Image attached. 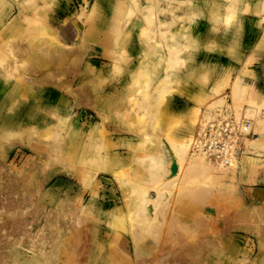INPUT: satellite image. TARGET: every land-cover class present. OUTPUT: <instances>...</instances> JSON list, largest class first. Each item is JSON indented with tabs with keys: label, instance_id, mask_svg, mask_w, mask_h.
<instances>
[{
	"label": "rangeland",
	"instance_id": "1",
	"mask_svg": "<svg viewBox=\"0 0 264 264\" xmlns=\"http://www.w3.org/2000/svg\"><path fill=\"white\" fill-rule=\"evenodd\" d=\"M263 21L264 0H0V162L31 180L16 168L28 153L33 175L65 179L59 209L40 202L34 178L32 201L98 232L87 241L98 264H264ZM44 71L51 79L37 80ZM225 111L249 122L234 165L193 151ZM167 245L182 251L165 256Z\"/></svg>",
	"mask_w": 264,
	"mask_h": 264
},
{
	"label": "bare ground",
	"instance_id": "2",
	"mask_svg": "<svg viewBox=\"0 0 264 264\" xmlns=\"http://www.w3.org/2000/svg\"><path fill=\"white\" fill-rule=\"evenodd\" d=\"M72 57H75V60L79 59L78 53L74 49L69 48L65 52V59L67 58L70 60ZM51 73V71H44L37 80L49 81L51 79ZM61 73H64L67 79V74H69V72L62 70ZM76 97L82 100V102L86 101V95L83 91H78ZM193 151H195V154L208 156L202 151ZM237 160L236 158L235 161ZM178 161L175 162L177 163V167L175 166V168H173L175 172H177L174 176H177L181 169L180 162ZM11 170L13 169H7L5 165L0 162V264H98L96 263L95 254L91 256L87 255L91 250V244L87 241H96L98 232L88 233L86 230L81 232L78 229L71 228L61 217L58 218V216L56 217L50 214L42 215L41 207H46L42 204H35V202L32 201L36 193V187L34 188L33 182H30L33 181L32 178L30 177V180L28 179L29 177L18 176L15 170ZM31 201L34 204L33 207H31L30 204ZM70 245L71 248H69ZM169 246L163 247L165 248L162 250L163 253L167 252L166 254L175 255L176 249L172 247L179 248L178 251L180 252V247L172 245L170 248ZM7 247L13 248L15 251L17 250L16 255L22 259L20 263H16L11 254H8L4 250ZM193 249L191 248V250ZM199 249H201V247ZM186 251L189 253L192 252H190L189 248H186ZM198 251L201 252L202 250ZM194 253L190 255H194ZM201 253H203V251ZM200 255L202 256V254ZM200 255L199 257L201 259ZM165 256L164 258H166ZM169 256L167 255L168 260L172 258ZM188 257L187 255L185 256V258ZM197 258L196 256V259L189 263L164 259H161L160 262L157 260V262H159L158 264H229L226 262L207 261L203 260L204 258L202 260ZM174 259L177 260L176 258ZM179 259H181L180 256ZM240 262L234 264H258L255 262ZM136 264L149 263L148 260L144 261L141 259V261H137Z\"/></svg>",
	"mask_w": 264,
	"mask_h": 264
},
{
	"label": "built area",
	"instance_id": "3",
	"mask_svg": "<svg viewBox=\"0 0 264 264\" xmlns=\"http://www.w3.org/2000/svg\"><path fill=\"white\" fill-rule=\"evenodd\" d=\"M248 127V121L242 126L232 112L225 111L197 131L193 149L224 165H231L244 147L241 139Z\"/></svg>",
	"mask_w": 264,
	"mask_h": 264
},
{
	"label": "crops",
	"instance_id": "4",
	"mask_svg": "<svg viewBox=\"0 0 264 264\" xmlns=\"http://www.w3.org/2000/svg\"><path fill=\"white\" fill-rule=\"evenodd\" d=\"M258 19H251V20H248L250 21L249 24H246L247 27L249 28L248 29V32L252 33V31L255 33H259L257 35V40L255 41V47L256 46H259L263 41L261 40L260 38V33H261V30L260 28L258 27ZM264 25V21L262 23ZM202 25H204V33L207 35L209 34L211 31H212V23L209 22H204ZM211 27V28H210ZM253 34V35H254ZM246 35V34H245ZM256 35V34H255ZM94 44L98 45L99 43L97 42V39H94ZM257 42V43H256ZM244 43H245V38H244ZM102 45V44H101ZM105 45V44H103ZM141 50V51H140ZM138 49V46L137 45H134L133 48L130 50V53L131 55L130 56H133V57H137L138 55L144 53L145 49ZM134 69V67H132ZM131 68V70H132ZM130 73L132 74V72L130 71ZM128 75V74H127ZM124 77L122 79V82H123V85L127 86L129 84V76ZM47 92V90H46ZM48 95L50 93H52V91L49 93L47 92ZM120 142H126L127 143V140H124L122 137H115V138H112V143H120ZM114 153H117L119 154V157L121 158V161L124 162V163H127L128 162V156L126 154L123 155V152H120V151H117L115 150ZM27 156H28V159H24L22 160L23 162V166H17L16 165V168H18L19 171H24L26 170L24 173L26 174H29L30 177L34 178L37 182H40L39 185H44V189H41L40 191V202H45L46 203V207L47 208H51V210L53 209H59V204H63L64 202V199H63V194H59L58 191H56L55 189H60L63 187V183L65 181L64 178L62 177H59V178H56L54 180V177L52 178V175L51 174H40V173H36V175H33V164H32V160H31V156L30 154L27 153ZM118 157V155H116ZM50 181H53V183L51 184ZM46 185V187H45ZM37 189V188H36ZM44 190V191H43ZM44 203V204H45ZM51 206V207H50ZM123 232V231H122ZM109 240L111 242H113L116 246H119L120 248H123L122 246H120L115 240H112L109 238Z\"/></svg>",
	"mask_w": 264,
	"mask_h": 264
}]
</instances>
